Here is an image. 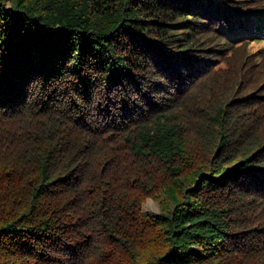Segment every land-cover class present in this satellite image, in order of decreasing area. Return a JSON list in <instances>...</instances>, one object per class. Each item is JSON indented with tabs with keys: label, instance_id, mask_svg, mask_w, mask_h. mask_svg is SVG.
<instances>
[{
	"label": "trees",
	"instance_id": "16d2710c",
	"mask_svg": "<svg viewBox=\"0 0 264 264\" xmlns=\"http://www.w3.org/2000/svg\"><path fill=\"white\" fill-rule=\"evenodd\" d=\"M247 3L0 0V264H264V75L186 70Z\"/></svg>",
	"mask_w": 264,
	"mask_h": 264
},
{
	"label": "rangeland",
	"instance_id": "374dc122",
	"mask_svg": "<svg viewBox=\"0 0 264 264\" xmlns=\"http://www.w3.org/2000/svg\"><path fill=\"white\" fill-rule=\"evenodd\" d=\"M246 1L248 3L241 8L243 15H241L237 19L232 20V23L230 26L226 25V27H229V29L231 31L227 32L226 30H220V31L215 32L216 38H217V36H220V38H222L224 40L220 39L219 41L220 42L224 41V43L220 44V42H217L216 38L215 39L211 38L215 41V43L210 44V45L214 46V50L208 51L204 47V49L197 50L192 55L193 60L190 61V66L186 68V70L189 71L190 75L193 72L191 76H200L202 73H204L206 71L208 66L212 65V63L214 62V59L217 62L216 63L217 65H221L223 63V58L227 57L230 54L229 53L230 49H235V50H237V52H235L233 55H231L229 57L228 61L226 62V66L229 65L231 67H233V66L238 67L239 65L237 63L242 62L244 59H251L252 60L251 65L254 66L253 63H255L254 71L257 73L261 72L264 75V40H262V41H248V42L241 40V39L247 38V37L254 38L252 36V32H250L248 30V24L250 22H254L258 25L260 24V21L254 19L252 16H254L256 14H260L259 12L264 13V0H246ZM232 3L236 5L237 2H232ZM244 19L247 20L248 23L244 22ZM208 36L209 37L212 36L211 32L208 33ZM197 38L202 40L205 38V35L202 33L197 34ZM225 45H229L230 46L229 49L224 47ZM198 57H199V59H198ZM195 59H198V60H195ZM181 65H182V63H181ZM240 69H241L239 71L240 75H239V72L233 73L235 80L241 78V76H242L241 73H243V75H245V71L242 70V68H240ZM227 76H229V78L224 79L223 74H220L218 76V78L219 77L222 78L223 82L224 81L228 82L232 76L231 75H227ZM175 81H177V80L171 81V84L175 85L176 84ZM262 81H264V80H262ZM189 83H191V80L185 81V83L183 84V88L186 85H188ZM178 86H179V84H178ZM154 91H156V90H154ZM151 92H152V90H151ZM176 92H178V89H174L172 91V93L167 96L168 99L174 98L175 97L174 93H176ZM256 93H258V91H256L255 94ZM182 96L184 97V99L190 98V95H185L184 93ZM142 98H139V99L141 100ZM210 98H211V95L210 96L205 95L203 99L201 98V100H202L201 104L204 106V108L207 107V109H209L211 107L212 100ZM175 99H176V101L181 100L180 97H176ZM151 101L155 103L154 106H152ZM168 101L169 100L165 101V103H168ZM209 102H210V104H206ZM139 104L142 106V108L139 109V113L143 114V116H144L145 114H147L151 111L152 112L156 111L158 109L157 108L158 105L163 104V101L154 100V96H152L149 99V101L145 100V102H143L142 104L141 103H139ZM263 104H264V96L263 95L258 96L256 98V105H259L258 111H260V109L262 111H264V108L261 107V105H263ZM188 108H189V111H191V116L193 119H200V120L202 119V118L193 117L194 112L198 111V108L196 106L191 107L188 105ZM196 113H198V112H196ZM195 124H197L196 121H193V126H191L190 130H192V128H194ZM195 134L196 133L194 132L192 134V136H194ZM142 210L145 214H151V215L162 214V206H161L159 199L152 197V196L147 197L144 200L143 205H142ZM261 210L264 211L263 208H261Z\"/></svg>",
	"mask_w": 264,
	"mask_h": 264
}]
</instances>
